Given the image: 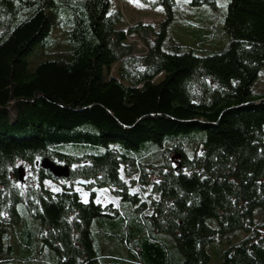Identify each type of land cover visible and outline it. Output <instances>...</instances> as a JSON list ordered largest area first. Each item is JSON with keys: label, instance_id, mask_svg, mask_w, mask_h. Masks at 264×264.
<instances>
[{"label": "trees", "instance_id": "16d2710c", "mask_svg": "<svg viewBox=\"0 0 264 264\" xmlns=\"http://www.w3.org/2000/svg\"><path fill=\"white\" fill-rule=\"evenodd\" d=\"M138 1L163 8L158 27L123 28L112 0H0V264H264V0H189L226 1L228 45L207 56L168 39L177 0Z\"/></svg>", "mask_w": 264, "mask_h": 264}, {"label": "rangeland", "instance_id": "374dc122", "mask_svg": "<svg viewBox=\"0 0 264 264\" xmlns=\"http://www.w3.org/2000/svg\"><path fill=\"white\" fill-rule=\"evenodd\" d=\"M177 2L178 7L175 11L176 18L168 28L169 40L186 47L187 49L193 50L195 54L200 56L212 55L219 52L221 49H224L228 45L229 37L223 32V18L225 16L226 1L219 2L217 9H213L210 6L191 7L188 5L189 0H177ZM112 9L119 10L123 14V28H127L129 25H133L137 22L149 23L158 27L165 17L162 7H149L141 4L138 0H112ZM199 27L200 30H195ZM215 40L216 42H214ZM219 40H222V42L217 44V46L215 43ZM52 41L53 47L51 51L55 49L57 43H62L63 48L67 47L63 32L60 29H55ZM203 42L205 43L204 48L206 49H203L205 51L201 52L199 49L202 47L201 43ZM117 68L118 63L115 61H110L108 65L103 68V79L105 85L117 80ZM167 74L168 72H164L157 75L153 79L145 80L141 85L128 87L129 100L127 104H130L145 86L158 84ZM252 91L254 95H261L264 93V69L261 71L259 79L254 84ZM188 156L191 157L189 154ZM45 185L49 189H55V185L51 182H46ZM101 193L102 196L106 194L105 197L112 200V198L109 197L108 192L105 190H99L97 192V194ZM253 219L257 224L261 223L264 220V211L262 209H256L254 211ZM92 229L94 231L96 229L110 231L108 228L99 225L97 222L93 224ZM245 236L246 234L242 231H235L228 236L229 238L227 237L226 239L221 240L220 243L215 242L209 245L208 250H218L217 247L219 245L221 249H226L231 245L239 243ZM168 238L171 245L174 246L173 239L170 237ZM92 239L96 242L97 237L93 235ZM45 252L48 255L46 253L37 255L35 257L36 260L34 264H48L49 259L51 263L53 262V254L48 250ZM211 254L214 257V260L217 261V264L219 259L218 255H214L213 252ZM214 260H212V264H215Z\"/></svg>", "mask_w": 264, "mask_h": 264}, {"label": "water", "instance_id": "95a60500", "mask_svg": "<svg viewBox=\"0 0 264 264\" xmlns=\"http://www.w3.org/2000/svg\"><path fill=\"white\" fill-rule=\"evenodd\" d=\"M42 169L48 171L56 179H68L70 176V168L68 165H59L49 159H43L40 163ZM24 178L23 172L20 171L19 179L22 182ZM84 181L78 182V186L84 187Z\"/></svg>", "mask_w": 264, "mask_h": 264}, {"label": "built area", "instance_id": "2783aa9c", "mask_svg": "<svg viewBox=\"0 0 264 264\" xmlns=\"http://www.w3.org/2000/svg\"><path fill=\"white\" fill-rule=\"evenodd\" d=\"M95 201L98 202V203H109V202H112L111 200H109L108 198H106L105 196H102V194H97L95 193ZM89 195V193H82V196H87Z\"/></svg>", "mask_w": 264, "mask_h": 264}]
</instances>
